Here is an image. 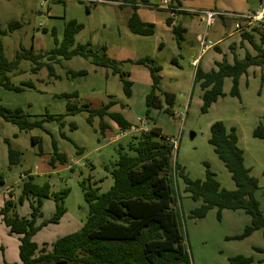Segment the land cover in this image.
<instances>
[{
    "label": "rangeland",
    "instance_id": "obj_1",
    "mask_svg": "<svg viewBox=\"0 0 264 264\" xmlns=\"http://www.w3.org/2000/svg\"><path fill=\"white\" fill-rule=\"evenodd\" d=\"M113 1L122 0H0V29H6L11 20L20 22L19 27L0 36L8 59H13L21 46L29 48L32 44L36 52L50 50L55 46V39L60 42L65 22L75 19L82 25L75 35V44L90 42L91 47L99 51L101 46H105L107 55L114 54L119 46H123L127 59L147 55L157 61L161 66L160 86L174 94L173 110L183 113L180 117L177 112L176 115H169L162 109L150 107V119H146L145 96L150 88L146 86L144 75L148 77V70L124 59L108 55L120 62L121 69L128 73V79L133 83L129 98L124 95L118 74L112 73L109 68L96 67L81 56L70 59L58 57V61L44 58L42 61L49 63L50 68L45 65L35 72L31 70L34 64L30 60L21 59L17 69L9 73L10 81L14 85L29 81L32 87L24 86L22 90L14 91L0 86V106L20 108L29 121H43L39 127L20 130L0 117V178L4 181L0 189L11 185L18 195L20 185L30 174L38 184L47 182L52 192L68 190L63 199L65 212L58 222L40 226L33 235L38 249L43 246L50 248L56 238L82 226L87 216L82 186L98 188L99 192L107 191L113 182L110 170L118 157V150L122 147L123 151H127V144L132 138L131 132L123 135L115 123L107 118L104 119L110 127L103 135L98 130V117H93L89 123L85 110L66 113L68 103L77 107L84 103L98 107L109 100L115 101L110 110L120 112L133 126L148 128L155 124L173 140L172 162L176 160L190 178H204L208 165L222 187L233 189L228 171L207 141L210 124L222 120L227 127L236 129L245 166L257 181L255 196L264 214V142L252 135L257 124L264 126V65L250 66L247 73L241 75L239 98L229 95L231 79L225 78L224 96L213 102L207 112L201 113V91L197 84H193L194 69L189 64L194 57L191 52H196L198 47L190 48L186 39L177 44L171 29L165 25L163 28L156 27L151 35L130 32L126 24V9L122 10ZM219 19V16L216 17L213 23L220 25ZM232 28L233 21L229 20L226 32ZM260 28L264 31V26ZM208 31L206 39L211 40L210 28ZM225 40L220 42L222 46ZM237 49L238 57L242 56V49L235 45ZM212 51L216 50H206L202 54V65L206 69L212 66ZM209 57L210 61H207ZM172 58L176 59V64L171 63ZM81 70L85 74L72 75ZM64 93H75L76 96L65 97L62 96ZM48 115L53 118H48ZM59 115L62 117L57 119ZM139 118L143 119V125ZM190 132L194 133L193 137H190ZM33 137L38 140L33 142ZM6 140L21 153L16 164H8ZM54 146L64 154L67 159L65 163L56 161L54 165L49 164ZM71 161L73 163L70 164ZM21 173L23 177H20ZM183 186L181 179L177 178L174 183L176 205L191 264H230L228 258L236 254L252 256L254 260L264 259V253L253 250L264 245L261 230H254L244 238H226L242 232L244 226L249 224L248 215L241 210L222 209L217 219L216 208H211L203 218H189V210L200 202L191 200L183 192ZM18 196L13 194L12 199L15 198L16 202ZM8 197L3 194L0 201ZM24 201L17 202L14 207L19 215L30 212L28 200ZM54 211L52 196L43 198L42 216L36 218V224L49 219ZM2 228L0 224V254L5 248L7 258H11V255L18 257V236L13 233L6 236Z\"/></svg>",
    "mask_w": 264,
    "mask_h": 264
},
{
    "label": "trees",
    "instance_id": "obj_2",
    "mask_svg": "<svg viewBox=\"0 0 264 264\" xmlns=\"http://www.w3.org/2000/svg\"><path fill=\"white\" fill-rule=\"evenodd\" d=\"M122 1L132 3V12L127 19L129 31L144 36L151 35L154 32V24L139 18L137 7L134 5L136 1ZM145 1L141 0L143 3ZM166 24L170 26L175 41L179 44L183 39L184 29L180 25H171L169 18L166 19ZM19 26L20 22L9 21L6 29H0V36ZM81 28L82 25L75 19H69L64 24L60 42L55 39L53 48L36 52L32 44L29 48L21 46L13 59L6 57L0 38V86L14 91H20L24 86L32 87L29 81L21 85H14L10 81L9 73L17 69L21 59L30 60L34 64L31 70L35 72L45 65L50 68L49 63L42 61L44 58L58 61V57L70 59L73 56H81L89 59L95 66L109 68L112 73L118 74L124 95L131 97L133 83L128 79V73L121 69L120 62L106 54L105 46H101L99 51L91 47L90 42L75 44V35ZM238 46L244 49L241 58L237 57L234 52L235 45L231 43L228 46L232 53L231 61L223 54L219 60H213L210 69L204 70L199 65L201 56L194 67L193 84H197L201 91V113L207 112L213 102L224 96L225 77L231 79L229 95L239 98L240 76L246 74L250 66L264 65V31L260 27L253 26L248 31H242ZM213 48L219 51L217 45ZM124 61L144 66L149 72L151 84L145 96V118L150 119V107L173 115L175 96L160 86V64L147 55ZM170 61L177 63L175 58ZM75 74H85V71L72 73L73 76ZM62 96L76 94L64 93ZM113 104V100L98 107H90L86 103L77 107L68 103L66 113L85 110L89 123L93 117H98V130L102 134L110 127L104 118L114 122L119 132L129 130L132 124L120 112L110 110ZM0 117L20 130L39 127L43 121H29L20 108L10 109L3 106H0ZM47 117L53 118L52 115ZM61 117L62 115H59L56 118ZM252 135L264 142V126L257 124L252 130ZM36 140V137L32 138L33 142ZM207 141L228 171L234 184L233 189L222 187L208 165L204 178H190L176 160L172 162L174 144L171 139L153 124L147 129H140L132 137L127 144V151L119 148L118 157L110 170L113 182L107 191L99 192L98 188L82 186L87 203L85 221L78 230L56 238L50 248L43 246L38 249L32 237L40 226L48 222H58L65 212L63 199L68 190L52 192L47 182L38 184L29 174L21 186L16 202L12 199L13 194L8 192L9 197L4 199L0 207L1 221L8 228L9 234H16L19 239V261H4V264H191L184 243L181 216L176 205L174 183L177 178H180L184 185L183 192L191 200L200 202L189 210V218H203L211 208H216L217 219L220 218L222 209L241 210L249 216V224L244 226L240 234L226 238H244L254 230H261L264 240V214L255 196L257 181L245 166L244 152L239 146L236 129L227 127L222 120H215L209 126ZM5 142L8 164L18 163L21 153L12 148L7 140ZM56 161L62 164L67 159L54 146L49 164L54 165ZM48 196H52L55 201V211L49 219L36 224V218L42 216V200ZM25 199L28 200L30 212L27 215H19L14 207L17 202L23 203ZM253 250L264 253V245L254 247ZM228 261L230 264H264V259L254 260L252 256L242 254L230 256Z\"/></svg>",
    "mask_w": 264,
    "mask_h": 264
},
{
    "label": "crops",
    "instance_id": "obj_3",
    "mask_svg": "<svg viewBox=\"0 0 264 264\" xmlns=\"http://www.w3.org/2000/svg\"><path fill=\"white\" fill-rule=\"evenodd\" d=\"M135 1L136 2L134 3V5L136 4V7H137L136 12L138 13L139 18L142 21L153 23L154 24V32H155L156 27L163 28L164 25L167 28L171 29L170 26H168L166 24V19L169 18V19L174 21V25H180L184 29V32L182 33L183 39H186L188 41L190 48H192V49H194V47L197 48V44H196L197 37L201 36L204 33V31L206 32V38L209 36L208 28H210V30H211L210 33H211L213 38H209L211 40L206 39L207 42L210 43V45L205 49V51L210 50V49L213 50L214 45H217L219 48V51H217V50L212 51L213 55L211 58V62H212V66H213V60H219L223 54L226 55V57L229 61L232 60V54L229 52V49H228L229 44L234 43V45L238 46V43L240 40V33L242 31H245V30L248 31V29H243V30L235 29L234 24L238 20L236 17L229 16V15L219 16L220 17V19H219L220 25H218V23L215 22L216 24L212 23L210 26L205 28L204 24L200 21L199 17L196 14L192 13L191 10H194V9H212V10H219V11H223V12H227V13L246 14V13H250V12L254 11L257 8L259 0H169L171 5H174V6L181 8L178 11H176L173 15L170 14L165 9L148 8L145 6H141L139 4V2L141 0H135ZM156 1H158V0H146L144 3L156 2ZM126 3L127 2H125L121 5H117V4L116 5L119 6L120 8H122V10L126 9V13H127L126 24H127V19L129 17L130 13L132 12V7L130 4H126ZM229 20L233 21V28L230 31L226 32L227 24H228ZM261 25H260V27H261ZM172 37H173V40L175 41L173 34H172ZM223 39H226L225 40L226 43H225V45L222 46L223 43L220 44V42H224ZM159 45L161 46L162 44L160 43ZM245 45L248 46L247 44H245ZM241 49H242V56H243L244 49L243 48H241ZM196 52H197V50H196ZM196 52L192 51L191 56H195ZM234 52L236 53V55H237V53H239L238 49L234 50ZM228 53L231 54V58L229 57ZM108 55H110L111 57H116L117 59H120V60L121 59L127 60L126 55L124 54L123 46L122 47L119 46V48L116 50V52H114V54L108 53ZM242 56L238 57V55H237L238 58H241ZM137 57L138 56H136L135 59H137ZM135 59H130V60H135ZM128 60H129V58H128ZM190 61H189V64H190ZM207 61H210V57L207 59ZM199 65L204 70L210 69V67L208 69H206L202 65V59H200ZM96 67H98V66H96ZM192 68L195 69L194 67H192ZM193 73H194V71H193ZM143 74H144V72H143ZM144 76L146 79V81H145L146 86L148 88H150L151 80H150L149 72H148V77H147V75H144ZM225 78H227V77H225ZM173 112L176 115L177 111L173 110ZM141 124L142 125L144 124L143 119H141ZM136 127H138V126H136ZM146 128H139L138 127V130L136 131V130H133L131 127L129 130L122 132V134L124 135V134H127L128 132H131L132 137H133L134 135L137 134V132L140 129H146ZM106 131H107V129L105 130L104 134L106 133ZM171 141H173V140H171ZM3 183H4L3 179L0 178V184H3ZM21 186L22 185H20V187H19L20 191H21ZM6 190H8V192L14 194L15 196L19 195V194L17 195L18 192L16 190H14L11 185H9V186L7 185V186H5V188L0 189V196H2L3 194L7 195L8 192H6ZM2 204H3V200L0 201V207L2 206ZM27 204H28V202H27ZM0 220H1V216H0ZM0 224H2V226H3L2 229L5 232V235L11 236L8 232V228L3 224L2 221L0 222ZM13 235H16V234H13ZM18 244H19V242L16 244L17 254H18ZM7 257L8 256H7L6 249L3 248V251L0 254V264H4V261H6V262H18L19 261L18 257L13 258L12 255H11V258H7Z\"/></svg>",
    "mask_w": 264,
    "mask_h": 264
},
{
    "label": "built area",
    "instance_id": "obj_4",
    "mask_svg": "<svg viewBox=\"0 0 264 264\" xmlns=\"http://www.w3.org/2000/svg\"><path fill=\"white\" fill-rule=\"evenodd\" d=\"M89 2H93L95 0H87ZM123 1H113L112 3L114 4H123L125 2ZM126 4H132L127 2ZM141 6H145L148 8H158V9H165L167 10L170 14H174L176 11H178L179 7L171 5L169 0H158L156 2H150V3H143L139 2ZM138 4V5H139ZM136 5V4H135ZM192 13L196 14L199 19L204 23L205 28L210 26L216 17L221 16V15H229V16H234L237 18V22L234 24L235 29L237 30H243V29H250L253 26H258L259 24H264V0H259L257 8L246 14H237V13H227L219 10H212V9H194L191 10ZM171 25H174V21L171 20ZM196 44L198 47L196 55L191 59L190 64L192 67H196L199 59L201 58L202 54L204 53L205 49L210 45L209 42L206 40V32L201 36L197 37ZM178 116H182V112H177ZM139 121L141 122V118H139ZM133 130H138V127L136 126H131ZM73 163V161L70 162V164ZM24 174H20V177H23ZM8 192V190H6Z\"/></svg>",
    "mask_w": 264,
    "mask_h": 264
},
{
    "label": "water",
    "instance_id": "obj_5",
    "mask_svg": "<svg viewBox=\"0 0 264 264\" xmlns=\"http://www.w3.org/2000/svg\"><path fill=\"white\" fill-rule=\"evenodd\" d=\"M189 135H190V137H193L194 133L190 132V134H189Z\"/></svg>",
    "mask_w": 264,
    "mask_h": 264
},
{
    "label": "clouds",
    "instance_id": "obj_6",
    "mask_svg": "<svg viewBox=\"0 0 264 264\" xmlns=\"http://www.w3.org/2000/svg\"><path fill=\"white\" fill-rule=\"evenodd\" d=\"M119 5V4H118ZM121 5V4H120Z\"/></svg>",
    "mask_w": 264,
    "mask_h": 264
}]
</instances>
